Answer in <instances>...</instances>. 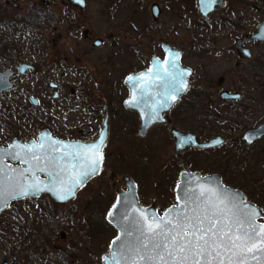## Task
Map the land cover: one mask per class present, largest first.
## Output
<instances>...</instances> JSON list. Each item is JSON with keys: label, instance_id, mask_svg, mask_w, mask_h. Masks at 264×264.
Wrapping results in <instances>:
<instances>
[{"label": "rangeland", "instance_id": "obj_1", "mask_svg": "<svg viewBox=\"0 0 264 264\" xmlns=\"http://www.w3.org/2000/svg\"><path fill=\"white\" fill-rule=\"evenodd\" d=\"M10 1L6 5L0 0V17L18 26L2 29L1 42L9 39L23 44L27 61L35 59L38 67L32 76L27 73L17 80L7 96L0 97V145L19 131H25L23 140L36 136L52 119L59 124L54 130L58 136L80 138V130H85L89 133L86 140H90L102 128L105 108L109 121L103 170L73 201L57 205L40 196L13 202L0 214V264H101L117 234L106 221L117 197L110 172L116 175L119 189L124 188L125 176L135 182L140 204L149 207L154 201L159 213L176 204L174 188L180 172L193 169L203 175L219 174L225 185L261 208L260 221L264 222V139L249 148L240 142L247 128L264 121V57L259 61L264 46L254 49V59L263 71L250 68L249 62L240 61L230 50L236 37L232 23L264 20V0H225V6L203 24L199 23L197 0H86L81 14L78 9L69 11L64 0ZM41 1H49V5ZM154 3L161 8L158 21L150 14ZM208 28L215 35H204L201 30ZM194 30L199 35H192ZM12 34L17 36L13 39ZM40 34L45 40L43 56L30 47L42 43ZM96 38L103 44L93 48ZM162 41L182 47L187 66L197 69L205 65L197 73L210 84L199 91L212 96L213 112L209 100L203 104V112H189L187 129H199L205 138L224 136L227 144L219 151L175 156L168 129L155 126L139 136L137 116L122 105L128 95L124 78L145 69L152 56H161ZM201 44L206 45L198 46ZM3 50L1 47L0 52ZM7 65L0 56V69ZM221 78L224 85L219 87ZM202 79L193 81L194 86L199 87ZM49 81L58 85V101L50 102ZM225 89L240 92L243 100L222 104L218 94ZM28 95L44 99L45 105H26ZM253 96L262 103H254ZM242 107L250 113L234 111Z\"/></svg>", "mask_w": 264, "mask_h": 264}, {"label": "water", "instance_id": "obj_2", "mask_svg": "<svg viewBox=\"0 0 264 264\" xmlns=\"http://www.w3.org/2000/svg\"><path fill=\"white\" fill-rule=\"evenodd\" d=\"M82 1V0H80ZM216 0H199V11L203 18H207L208 14L215 8ZM220 6V5H218ZM154 8L155 16L157 17V8ZM257 41L259 43L264 42V22L261 23L257 29L250 35L242 37L236 42L235 50H237L240 57L250 58L251 52L247 49L241 48L242 43ZM101 40L95 42V46H99ZM241 48V50H240ZM165 51L164 59L152 58L150 65L147 69L141 71L138 74H130L125 80V84L129 89V97L125 100L124 105L129 110L137 112L140 119V129L138 135L144 137L148 130L155 124L166 122L163 115L173 106L178 100L181 94H184L189 85V78L192 74L190 68H185L180 64V53L172 50L163 45ZM178 73H184V75H178ZM133 77L129 81L128 77ZM2 82V81H1ZM7 82V81H6ZM5 83H1L3 86ZM181 82H186V88H180ZM5 87V86H4ZM6 86L2 90H6ZM173 96L175 99H173ZM220 98L223 101H237L240 100V93H230L223 91L220 94ZM135 100L134 104H130V101ZM172 136L174 138V150L175 152H182L190 147L197 149L217 148L224 142L223 137H215L204 143L197 141L196 137L191 133H181L178 130H172ZM264 137V122L255 128L248 129L244 132L241 140L246 145L251 146L256 141L261 140ZM108 138L107 121L103 123L102 130L99 131L95 140L89 143L81 141H68L59 140L53 138L48 132H41L36 140L29 139L27 143H21L18 140L12 141L6 147L0 146V168H4V175H11L16 179L12 181V185H27L33 183L34 180L39 181V187L43 190L37 192L35 195H29L27 197L17 196L12 198L14 194L13 187L6 186L5 194L0 199V214L5 212L9 205L13 202L20 201L27 198H38L39 196H47L53 203L63 205L73 201L76 194L93 178L98 176L102 161H103V148ZM52 141L58 143L53 144ZM43 144L42 148L35 147ZM96 144L100 148V154L102 159L98 164V170L95 173H90L89 161L81 156L79 159H73L75 150L71 146L75 145H93ZM17 145L19 147H17ZM68 145L69 147H65ZM25 146L32 148V152H26ZM65 152H69L70 155L63 157L61 164L66 168V171L61 172L59 176H49L48 171H40L39 168H46L52 170L48 165V157L55 156L57 158L62 157ZM21 153V158L29 159L33 154L42 157L40 161L29 159L28 164L21 163V158L13 159L12 155ZM6 166V167H5ZM23 175H18L19 170L29 169ZM34 173V175H33ZM114 179L112 175L111 180ZM80 180L81 183L76 184V181ZM124 189L113 183L112 186L117 192V198L112 207L110 208L106 221L117 232L116 236L111 240L108 253L104 254L101 259V264H125L122 259V249L134 242V238L138 235L132 227L134 221L143 222L142 216L149 213L154 214L157 217L164 216L167 210L159 215L155 203L149 207L142 206L139 203L137 196V185L128 177H123ZM7 184V182H6ZM201 187L213 189L217 197L223 198L226 194H236V201H243L244 204L251 206L259 215L255 218V224L257 227L264 225V222L259 220L263 217L261 209L245 201L244 195L238 190L230 189L221 183L220 176H206L201 177L196 173H183L179 179V183L175 188L176 204L170 208H179L185 204L186 194L199 193ZM15 191H19V187L15 188ZM211 196V193L207 194ZM225 203H228L226 200ZM194 206V205H193ZM169 208V209H170ZM131 233L129 235L128 233ZM116 259H113V257ZM136 264H145V262L137 260ZM250 264H256V261H251Z\"/></svg>", "mask_w": 264, "mask_h": 264}, {"label": "snow or ice", "instance_id": "obj_3", "mask_svg": "<svg viewBox=\"0 0 264 264\" xmlns=\"http://www.w3.org/2000/svg\"><path fill=\"white\" fill-rule=\"evenodd\" d=\"M128 79L131 81L133 77ZM179 87L186 88V82H181ZM129 103L134 104L135 100ZM35 147L42 148L43 144ZM71 147L75 150L73 159L83 156L89 161L90 172L85 175L97 172L102 159L98 145ZM25 151L32 152L33 149L25 146ZM69 155V152H65L59 158L49 156L48 165L52 170H38H47L49 176H59L66 171L61 161ZM12 158H21V153L13 154ZM29 159L40 161L42 157L33 154ZM29 159L21 158L20 162L28 164ZM29 170L31 166L19 170L18 175ZM15 179L11 175H4V168H0V199L5 194L6 186L13 187V199L35 195L43 190L38 180L27 185H12ZM79 183L81 181L77 180L76 184ZM16 187H19V191H15ZM208 193L212 195L208 196ZM226 200L228 203H225ZM257 215V210L242 200L237 202L236 194H226L220 198L213 189L201 187L198 194H186L185 204L168 209L164 216L149 213L142 216V223L134 221L132 227L138 235L133 243L122 249V259L125 264H136L137 260L145 264H250L251 261L264 264V225L257 227ZM128 234L131 235L130 232Z\"/></svg>", "mask_w": 264, "mask_h": 264}, {"label": "flooded vegetation", "instance_id": "obj_4", "mask_svg": "<svg viewBox=\"0 0 264 264\" xmlns=\"http://www.w3.org/2000/svg\"><path fill=\"white\" fill-rule=\"evenodd\" d=\"M198 1L199 0H197L198 12L200 14ZM10 3H11L10 0H5V4L6 5H10ZM41 4L44 5V6H47V5H49V1H46V2L45 1H41ZM63 4L66 5L69 8V11L78 9L79 12H80V14L87 7L86 0H82V1H80V0H64ZM215 4H216L215 8L213 9V11H211L208 14L207 18H203L201 16V14H200V17H201L200 20H199V23L200 24H203L205 21H207L208 18H209V15L211 13H213L215 10L222 9L225 6V0H216ZM218 5H220V6H218ZM13 6L14 7H17V4H13ZM155 6L157 8V13H158L157 14V17L155 16V13H154L155 11H154V8H153ZM150 14H151V17H152V19L154 21H158L159 20V17L161 15V8L159 7L158 4L154 3V4L151 5V7H150ZM263 22H264V20H262L260 22H257V23H255L253 20H250V22H246V23L244 22V24H242L241 22L240 23H236V22L232 23L233 24V27L235 28L236 37L233 38V42H232V45L230 47V50H231V52H233L238 57V59H240V61H247V62H249V64H250L249 67L250 68H252V67L253 68L254 67H258V65H260V62L259 61H260L261 58L264 57V55L260 56L259 61L257 60L258 62H256L255 61L256 59H254V56H255L254 55V49L256 47H263L264 46V42L259 43L257 41H251V42H244V43H242L241 48L247 49V50H249L251 52V57L249 59L248 58L245 59V58L240 57L239 54H242V53H239L237 50H235V45H236V42L238 40H240L242 37L252 34L257 29V27L261 23H263ZM247 24L250 25V27H247ZM17 26H18V24L15 21H8V20H5L4 18L0 17V31L2 29H4L5 27L6 28L7 27L8 28H13V27L17 28ZM201 31H204L205 32V33H203L204 35H215V30L212 29V28L204 29V30H201ZM193 32L195 34H192V35H199V33H198L197 30H194ZM18 35H20V33ZM16 36L17 35H13V39ZM83 36H84V38L87 37L86 32H83ZM40 38H41L40 41L42 43H40V44L37 43V45H31V46L29 45V46L31 47V49H32L33 52H36V53H38V55L43 56L44 54H46V52H45V40H44V38L42 37L41 34H40ZM8 40L9 39H5V42L2 43L1 41H3V39H2V37L0 38V48L2 47V49H4L2 52H0V56H1L2 59L3 58L4 59L6 58V63L8 64L7 66H5V68L0 69V97L1 96H4L5 94L7 96V93H9L10 91H12L15 88L16 81L17 80L26 78L27 77L26 76L27 73H31V76H32L36 72L37 67H38L36 65L37 62H36L35 59H31V57H30L29 58L30 61H27V51H26L27 48L24 47L23 44H21V43H12V42H9ZM97 40H101V44L99 46H95V42ZM214 40H215V38L212 39L211 40V43L209 44V47L211 49L213 47H215V44L213 43ZM11 41H12V37H11ZM102 44H103V40L101 38H96V39H94L92 41L91 46L93 48H96V47H100ZM53 45H56V41L53 42ZM163 45H165L166 47H168V48H170L172 50H175V51L179 52L180 53V64H181V66H183L185 68H190L192 70V74H191L190 78L188 79L189 80V85L187 87L186 92L184 94H181L179 96L178 100L173 104V106L163 115V117L165 118L166 122L159 123V124H155L151 128H153L155 126H161V127H164L166 129H168V133H169V136H170L169 139H170V141L172 143V152H173V154L175 156H181V157H183L187 153H199V152H209V151L210 152H216V151H219L220 148H223L227 144V139L224 136H222V135H214L213 137L205 138V136L202 135V133L199 131V129H192L193 131L187 129V127H188L187 126L188 125L187 122H188V116H189L188 113L189 112L192 113V114L195 113L196 115L199 112H203L204 111L203 104H205V102H207L208 100L209 101L207 102V105H210V107H209L210 108V111L213 112V109H211L213 107L211 106L212 104L210 103V100H211L212 96L211 95L209 96L206 93L199 91L200 87H204V84H205L206 87L210 84V83L209 84L206 83L207 82L206 80H204V82H203L202 77L199 75V73H197L198 71L204 69L205 65L204 64L203 65H199L197 67V69H193V68L187 66L185 64L184 60H183L184 59L183 58V55L185 53V50L182 47L180 48V47L174 46L173 44H170L167 41H162L160 43V45H159V48H160V51H161L162 55L161 56H152L150 58V60H149L148 66L145 69H147L149 67L152 58L155 57V58H158L160 60L164 59V57H165V51L163 49ZM202 45L204 46L206 44H201V45H198V46H202ZM241 48H240V50H241ZM128 49H132V48L131 47H128ZM36 55L37 54H34V56H36ZM43 62H44V60L41 63H39V64L42 66L43 65ZM145 69H142V70L138 71L137 73H130V74H138V73H140L141 71H143ZM130 74H128V75H130ZM127 76L123 80V86L126 87L128 95L122 101V105L124 106L125 110L128 113L130 112V113L135 114L137 116V118L139 120V127H140V119L138 117L137 112H135L134 110L127 109L125 107V105H124L125 100L129 97V89H128V87L125 84V80H126ZM35 79L36 80H40V81L43 80V78L40 77V76H36ZM199 79H202L201 80V85L199 87L197 85L194 86L193 81L199 80ZM5 82H6V84H4L2 86L1 83H5ZM223 85H224V79L221 78L218 81V86L219 87H222ZM261 85H262V83H261ZM4 86L5 87L7 86L8 88L6 90H2V88L3 89L5 88ZM48 88L51 89V92H52L51 95H50V102L58 101V99H60V95L58 94V91H57L58 90V85L56 83H54L53 81H49L48 82ZM223 91H227V92H230V93H237L238 91H234V90L230 91V90H226L225 89V90L220 91V93L218 94L219 100L222 102V104H226V105L227 104H231V103L232 104H235L236 101H223L220 98V94ZM238 93H240V92H238ZM261 94H259V95H261ZM45 95L46 94H43V96H45ZM250 95H251V93H249V101L251 103V97H250ZM203 96H204V99H203ZM253 97L254 98H252V100L254 101V103H257V104H261L262 103V100L259 97H255V96H253ZM47 98L49 99V95H47ZM25 99H26V103L25 104L26 105H30V107L39 108V107H42L43 105H45L44 104V99H41V98H39V97H37L35 95H28L27 97H25ZM241 100H243V94H241L240 100H237V101H240L241 102ZM237 110H240V112L242 114H246V112L250 113L249 112V108H245V107H242V108H239V109H234V111H237ZM198 118L199 117H197V119ZM105 120L107 121V131H108L109 114H108V111L106 110V108H105V111H104V118H103V121H102V128H103V123H104ZM51 121H52L51 124H47L48 127H45V126L43 127V125L41 126L42 128L39 127L38 130L40 128L41 129L36 134V136H34V137H29V138L23 140V138H21V136H22V134L25 133V131H19V132H16L15 134H13L14 136H12V138H11L10 141L12 142L14 140H18L21 143H27V141L29 139L36 140L37 136L41 132L46 131V132L49 133V135L51 137L56 138V139H59V140L81 141V142L89 143V142H92L93 140H95L97 138V136H98L99 131L102 130V128H101L98 131L97 136L95 138H93V139H90V140L89 139L86 140V137L89 135V133L87 131H85V130H80V133H79L80 134V138L60 137L54 131L55 129H57L56 126H59L58 122L56 120H54V119H52ZM199 126H201V125H199ZM30 128H33V127L31 126ZM253 128H255V127H253ZM248 129H251V128H247L246 130H248ZM172 130H178L181 133H191V134H193L196 137L197 141H199L200 143H204V142H206L208 140H211V139H213L215 137H223L224 142H223V144L221 146H219L217 148L197 149V148L190 147V148H188V149H186V150H184L182 152H175V150H174V138H173L172 133H171ZM244 132L242 133V135L244 134ZM242 135H241V137H242ZM241 137H240V142L244 143V145L246 146V148L252 147L256 143H258V142H260V141H262L264 139V137H263L261 140L256 141L253 145L248 146V145H246V143L244 141L241 140ZM10 141L8 143L3 144V145H0V146L1 147H6L8 144L11 143ZM105 146H106V144H105ZM105 146H104V148H105ZM234 146L237 147V144H234ZM104 148H103V161H104ZM103 161H102L100 173L103 170L102 169L103 168ZM100 173H99V175H100ZM183 173L184 174L185 173H196V174H199L201 177L217 176L218 175V176L221 177V183H222V185L228 187L227 185H225L223 183V177L221 175H219V174H206V175H203V174H201L199 172H196L195 170L192 169L191 171H182V172H180L179 179H180V177H181V175ZM112 175H114V179L113 180H111ZM115 178H116V175L113 172H110L109 179H110V181H112L111 182V187H112L113 190H115L113 188V186H112L113 183H115L118 186ZM179 179H178L177 184L179 183ZM177 184H176V186H177ZM176 186H175V188H176ZM175 188H174V195H175ZM230 189H232V188H230ZM244 197H245V195H244ZM245 201L248 202L246 199H245ZM157 212L159 213L158 210H157ZM159 214H162V213H159Z\"/></svg>", "mask_w": 264, "mask_h": 264}, {"label": "trees", "instance_id": "obj_5", "mask_svg": "<svg viewBox=\"0 0 264 264\" xmlns=\"http://www.w3.org/2000/svg\"><path fill=\"white\" fill-rule=\"evenodd\" d=\"M258 69H259V70H262V69H263V67H258ZM262 71H263V70H262ZM262 84H263V83H262ZM260 87H262V85H261Z\"/></svg>", "mask_w": 264, "mask_h": 264}]
</instances>
